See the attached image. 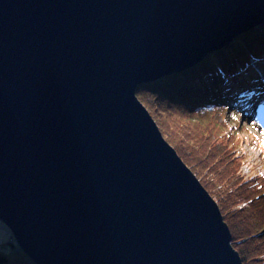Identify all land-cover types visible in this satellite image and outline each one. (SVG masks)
<instances>
[{
  "label": "water",
  "instance_id": "95a60500",
  "mask_svg": "<svg viewBox=\"0 0 264 264\" xmlns=\"http://www.w3.org/2000/svg\"><path fill=\"white\" fill-rule=\"evenodd\" d=\"M264 23V0H0V222L33 264H242L139 85Z\"/></svg>",
  "mask_w": 264,
  "mask_h": 264
},
{
  "label": "trees",
  "instance_id": "16d2710c",
  "mask_svg": "<svg viewBox=\"0 0 264 264\" xmlns=\"http://www.w3.org/2000/svg\"><path fill=\"white\" fill-rule=\"evenodd\" d=\"M136 96L153 118L186 121L179 132L197 147L190 156L178 139L166 141L218 204L242 264H264V172L244 174L245 129L236 120L264 105V23L192 68L139 85ZM0 264H33L2 222Z\"/></svg>",
  "mask_w": 264,
  "mask_h": 264
},
{
  "label": "rangeland",
  "instance_id": "374dc122",
  "mask_svg": "<svg viewBox=\"0 0 264 264\" xmlns=\"http://www.w3.org/2000/svg\"><path fill=\"white\" fill-rule=\"evenodd\" d=\"M153 119L156 124L158 123L157 126L159 125L158 128L165 140L168 138H173L175 141H177L178 139L179 144H181V146L187 150L184 151V154L187 157L190 156L188 153V148H197L194 146L192 141H189L188 135L183 137L179 132L186 124L185 120L176 116H168L166 114L157 115L156 118ZM236 120L245 129V131L242 130L244 132L243 136H245V144L243 148L246 151L248 163L246 168L243 170L244 174L247 175L252 170L256 173L264 172V105L260 106L257 115L246 116L242 114H236Z\"/></svg>",
  "mask_w": 264,
  "mask_h": 264
},
{
  "label": "bare ground",
  "instance_id": "6f19581e",
  "mask_svg": "<svg viewBox=\"0 0 264 264\" xmlns=\"http://www.w3.org/2000/svg\"><path fill=\"white\" fill-rule=\"evenodd\" d=\"M230 46V43L228 45H226L224 48H227ZM255 102V101H254ZM257 102V101H256ZM259 109L255 110L252 115H257V112H258Z\"/></svg>",
  "mask_w": 264,
  "mask_h": 264
}]
</instances>
